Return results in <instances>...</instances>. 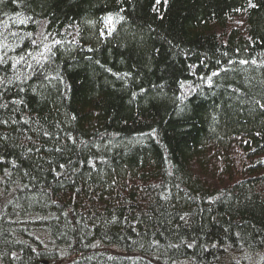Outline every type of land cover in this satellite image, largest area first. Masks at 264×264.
Segmentation results:
<instances>
[{"label": "trees", "instance_id": "trees-1", "mask_svg": "<svg viewBox=\"0 0 264 264\" xmlns=\"http://www.w3.org/2000/svg\"><path fill=\"white\" fill-rule=\"evenodd\" d=\"M261 104L264 0H4L0 264H264Z\"/></svg>", "mask_w": 264, "mask_h": 264}, {"label": "snow or ice", "instance_id": "snow-or-ice-1", "mask_svg": "<svg viewBox=\"0 0 264 264\" xmlns=\"http://www.w3.org/2000/svg\"><path fill=\"white\" fill-rule=\"evenodd\" d=\"M3 2H4V0H0V4H2ZM157 2H159V0H157ZM56 43H59V42L57 41ZM242 63H247V62L246 61H242ZM213 75H216V73H213ZM209 82H211V81L209 80ZM257 103H259V101H257ZM260 107L264 108V104H261ZM60 167H63V165H61Z\"/></svg>", "mask_w": 264, "mask_h": 264}]
</instances>
